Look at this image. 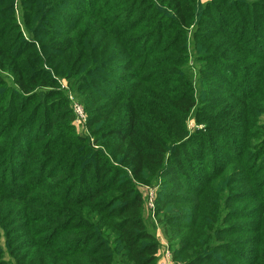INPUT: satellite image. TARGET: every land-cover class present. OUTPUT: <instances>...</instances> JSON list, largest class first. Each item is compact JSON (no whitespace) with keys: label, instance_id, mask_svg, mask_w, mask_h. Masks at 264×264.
I'll use <instances>...</instances> for the list:
<instances>
[{"label":"trees","instance_id":"obj_1","mask_svg":"<svg viewBox=\"0 0 264 264\" xmlns=\"http://www.w3.org/2000/svg\"><path fill=\"white\" fill-rule=\"evenodd\" d=\"M214 2L246 9L248 22L238 20L240 13L236 17L244 28L238 37L228 30L231 19L224 21L219 9L202 6V0H0V120L8 124L0 127V264H157L160 245L140 182L175 193L168 202L158 200L161 206H181L160 209L158 225L169 227L184 214L198 229L176 256L188 255L190 245L185 264H216L219 258L264 264V149L246 162L251 130L243 127L241 144L222 145L223 156L212 153L214 160L198 170L199 162L193 164L202 155L196 148L201 140L189 121L206 109L207 90L197 89L202 79L190 65L191 52L199 61L221 55L205 76L207 86L215 84L211 91L223 80L216 73L232 69L240 76H233L229 95L255 87V95L239 98L236 108L241 103L249 111L264 94L262 42L247 28L254 22L250 13L264 11V0ZM141 5L149 8L142 11ZM66 8L78 15L67 17ZM209 16V43H224L218 50L200 45L197 30ZM48 22L56 27L44 30ZM54 76L64 78L86 108L94 142L111 146L107 154L75 134L70 106L62 102L67 92ZM36 100L39 105L28 109ZM233 111L212 126L218 143L237 137L228 124L238 120L241 106L236 117ZM263 113L248 114L257 122ZM227 168L234 193L220 199V214L200 210L204 187L208 191ZM201 171L199 185H205L193 190ZM245 186L248 191H240ZM246 249L252 260H245Z\"/></svg>","mask_w":264,"mask_h":264},{"label":"rangeland","instance_id":"obj_2","mask_svg":"<svg viewBox=\"0 0 264 264\" xmlns=\"http://www.w3.org/2000/svg\"><path fill=\"white\" fill-rule=\"evenodd\" d=\"M215 0H202V6L206 5L208 3H211V5L213 4V6L216 9H219V16L221 18H223V20L225 21L227 17H229L231 19L230 22L228 23V30L229 32L233 31V33H235L236 37H238L240 33L244 32V28H240L238 21L236 20L237 15L240 13L238 20L240 18H242L243 20L246 19L247 17V13H246V9L243 8L242 4H238L239 6L236 7L235 5L233 6H229V5H222V7H220V5H218L217 3L214 2ZM233 2L235 0H232ZM15 15L17 16V21L19 24V26L22 28L23 25V20L21 19V15L20 13L18 14L19 9V5L17 4V1H15ZM143 4V3H142ZM142 7V5H141ZM89 7H87L88 9ZM147 8H149L147 5H144L141 10L145 11ZM220 8L221 11H220ZM252 10V8H250V11ZM65 15L68 17H76L78 15V13L76 12V10L72 9V8H66L64 9ZM255 16V17H254ZM211 16H209L208 19H206V22H201L199 24V28L197 30V33L200 34V36H202L203 40L200 41V45L202 47V50H205V48H207V46H211L208 50H210L211 48L216 47V50H218V48H221L222 44L217 45L218 43L214 41H212L211 43H209L210 41V37H213L214 35L210 32L212 30V28L209 25V21L212 20L214 17H211L212 19H210ZM232 17L234 20H232ZM250 17L251 19H253V25L251 23H247L249 25V33L250 34H256L258 32V36L261 39V42L259 45H257V47H262V49L260 50H264V11H260L259 9H255L253 12L250 13ZM245 22H248L245 20ZM22 24V25H21ZM218 25L220 26H225V22H221ZM50 26L56 27L55 23L52 22H48L47 25L44 26V30H49ZM51 28V30H52ZM256 28H258L256 30ZM14 32H18L15 31ZM19 36V35H18ZM225 38V40L227 41V37L223 36ZM31 40V38H29ZM255 43H259L256 42ZM206 50V51H208ZM211 51V50H210ZM205 54V53H204ZM206 54H210L209 52ZM217 55V54H216ZM220 54L216 57L214 54H212V56L210 57V59H207V61H199L194 60V52H191V58H190V65L192 67L195 68V70L198 72L196 74V79L199 80V78H201V82L199 84V86L197 87V89L199 87L206 89V94L203 95L204 97V103H206V109L203 110L201 113H199L198 117L195 119H191L189 121V129L192 133L198 135L197 138H199L201 141V145L197 146L196 148L197 151L199 150V152H202L200 157H203V160L200 161V157L197 159H194L193 164L195 165V167H197L196 163L194 162H199L198 167L196 168V170H198V168H200L201 163H204L205 160L210 159V162H212L214 160V157H210L212 153H221V156L224 155V152L220 151L221 150V146L226 144V143H231V142H236L238 140L237 143L241 144L242 143V135H243V127L245 128H249V131L251 130V140L249 142V149H250V156L246 159L248 163H251L254 159H256L257 154L264 149V115L262 116V119L257 118V122L252 120L250 115L248 113H251L255 110L258 109H262L264 112V94L260 97L258 96L257 100L253 101L250 105V109L249 111H247V107H245L244 104H241L236 108L237 103H239V98H242L243 96H247V97H253L255 95V87L253 85L247 84L245 85L243 88H241L240 92H238V97L237 96H231L229 95V90H232L233 86H232V80H233V76H237L236 78H239L240 74L237 72V70H230V71H226L224 73V75L220 74V71L217 72L216 74H218V76L221 77L222 83H217L216 84V90L211 91L213 88H215V84L211 83L210 85H206L205 84V76L206 74H210V72H213L215 67H214V62L216 60H218L220 58ZM203 58V57H202ZM215 58L214 61H210L211 59ZM256 65L260 67L261 62H259V59H257ZM55 63V60L52 62V64ZM35 67H38V65H33ZM48 67V65H47ZM48 69H50L48 67ZM52 75H54V73H52ZM55 79L58 80V84L60 83V90H65L67 92V96L63 95L62 97V102L65 101L67 104H65L67 107L70 106V109L72 111V115L74 117V121H72L71 124H73V127L75 128V134L77 136H81V137H87L89 138L90 142L92 143L93 147L95 149L101 150L104 154L108 153V148H110L111 146H105V145H98L97 143L94 142V136L91 135V127L87 124L88 121V112L86 110V108H84V106L82 104L79 103V100L77 98V95L74 93V91L68 87L67 85V81L64 78H58L56 76H54ZM256 80H253V83ZM226 84V86H225ZM56 90H59L57 87H55ZM0 92H3V88L0 87ZM83 96L88 94L86 92L81 93ZM39 101L45 102V100L40 97ZM57 101H59V99H57ZM21 102V101H19ZM39 105L38 100L33 101L31 104L28 105V109L35 107ZM241 106L242 109V113L241 115L237 116V112L239 107ZM77 107H80L84 118H82L80 116V114L78 113V109ZM226 109V112L224 111L223 114H221L223 112V110ZM230 110H234L232 113H230V116L236 117L238 118L235 120H230L231 117H229L228 119L229 124H228V128H231L232 131H234L237 134V137H227L224 141V143H218V137L214 134L215 128L212 126H218V124H221L222 122L219 121L220 120V116L227 114L228 112H230ZM245 112V113H244ZM247 112V113H246ZM253 114V113H252ZM264 114V113H263ZM69 116V115H68ZM42 117V111L38 114L37 119H41ZM251 121V122H250ZM221 122V123H220ZM250 123L252 124V127L250 126ZM4 124H7V122H5V120H0V127L3 126ZM8 125V124H7ZM38 123L37 121L35 122V126L37 127ZM261 128V135L259 136L257 134V129ZM260 139V140H257ZM241 154V153H240ZM243 155H241V157H243V159L245 160L246 155L245 153H242ZM236 156V155H234ZM240 156V155H239ZM231 158H233L232 156H229ZM225 158V157H224ZM228 158V157H227ZM218 166L220 165V161H218ZM221 164H228V168L231 166L229 164V162H225V163H221ZM226 169L222 174L219 173L217 175V178L210 184L209 189H207L208 191H206V187H204L205 185V181L199 185L203 180L201 178H205V174L203 171L200 172V174H202V176L200 177V175L198 176V178L192 182L191 186L192 188L194 187L193 190H199L201 188L204 187V190L202 191V195H203V199L199 205V209L203 210L205 208L208 207V210H210V212H218L220 214V210H221V201L220 199L222 197H226L228 194L230 193H234V192H230L232 191V181H231V174H229L230 172L228 171L229 169ZM223 170V169H222ZM228 172V173H227ZM198 173V172H195ZM214 174V173H213ZM216 175V174H215ZM201 179V180H200ZM207 180V179H205ZM201 181V182H200ZM199 185V186H198ZM139 189H140V194L142 193L144 199H145V214H146V218L155 226V237L158 240L159 243V249L157 252V264H159L161 262V260L164 258V256L166 255V251H169L171 253V257H172V264H185L187 262L188 257L190 256V245L188 247V249L186 250L187 252L189 251V254L187 255V253H184L183 256L178 259L176 258V256L180 255V252H182L188 242V240L190 239L191 236H195L199 233L197 228H193V221L191 218L187 217H183L184 214L179 215V220L174 221L173 225L163 228L161 225H158V220L159 217H161L162 213L161 211L166 210L167 208H169L170 206H175V207H181L178 205H170V203L167 204H163L162 206L160 205V203L158 204V200H160L161 202H168L169 200H171L172 198L175 197V193H171L168 194L166 190L163 191H159L158 192V188H150V187H146L143 183L140 182L139 185ZM206 191V192H205ZM240 191L242 192H246L248 191V188L245 186L243 187V189H240ZM161 206V207H160ZM163 207V208H162ZM196 207L193 206H189L188 209L191 210V212H193L195 210ZM160 209H162L160 211ZM187 209V210H188ZM199 210V211H200ZM165 212V211H164ZM180 213V212H178ZM191 215V214H190ZM181 219V220H180ZM206 228V227H205ZM208 230H211L210 227H208ZM200 248V247H199ZM245 260H252L253 259V255L250 251H248V249L245 250ZM215 257H217V259L220 257H222L221 255H216L214 254ZM216 264H233L232 259L230 258H219L218 263Z\"/></svg>","mask_w":264,"mask_h":264},{"label":"built area","instance_id":"obj_3","mask_svg":"<svg viewBox=\"0 0 264 264\" xmlns=\"http://www.w3.org/2000/svg\"><path fill=\"white\" fill-rule=\"evenodd\" d=\"M77 109H78V113L80 114V116L84 118L81 108L77 107ZM159 264H172V257L169 251H166V255L164 256V258L161 260Z\"/></svg>","mask_w":264,"mask_h":264}]
</instances>
